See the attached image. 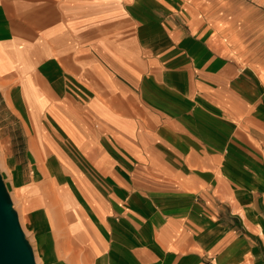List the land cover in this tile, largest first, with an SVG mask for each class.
I'll return each mask as SVG.
<instances>
[{"label":"crops","instance_id":"obj_1","mask_svg":"<svg viewBox=\"0 0 264 264\" xmlns=\"http://www.w3.org/2000/svg\"><path fill=\"white\" fill-rule=\"evenodd\" d=\"M1 88L95 260L264 264V0H0Z\"/></svg>","mask_w":264,"mask_h":264},{"label":"rangeland","instance_id":"obj_2","mask_svg":"<svg viewBox=\"0 0 264 264\" xmlns=\"http://www.w3.org/2000/svg\"><path fill=\"white\" fill-rule=\"evenodd\" d=\"M0 90L9 92L5 88ZM5 116L6 113L0 111V122L3 118L6 120ZM13 133L16 134L11 126L0 129V175L19 225L31 246L34 263L131 264L130 247L122 252L121 242L111 243L105 259L99 262L83 250L86 245L80 243V238L73 235L67 237L59 232V229L67 232L68 220L64 217L62 206L52 196L54 187L51 178H40L35 165L31 167L25 158L23 140L9 139ZM42 181L43 185L39 184ZM70 241L75 242V248H66ZM123 254L125 257L121 260ZM248 260L246 256L244 264H248Z\"/></svg>","mask_w":264,"mask_h":264},{"label":"water","instance_id":"obj_3","mask_svg":"<svg viewBox=\"0 0 264 264\" xmlns=\"http://www.w3.org/2000/svg\"><path fill=\"white\" fill-rule=\"evenodd\" d=\"M0 264H35L0 175Z\"/></svg>","mask_w":264,"mask_h":264}]
</instances>
